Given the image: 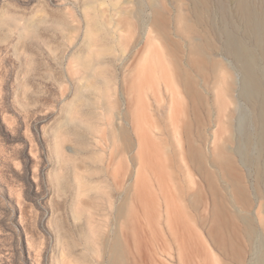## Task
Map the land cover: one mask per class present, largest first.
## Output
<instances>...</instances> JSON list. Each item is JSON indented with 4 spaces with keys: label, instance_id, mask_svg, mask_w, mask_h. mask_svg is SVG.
Instances as JSON below:
<instances>
[{
    "label": "rangeland",
    "instance_id": "rangeland-1",
    "mask_svg": "<svg viewBox=\"0 0 264 264\" xmlns=\"http://www.w3.org/2000/svg\"><path fill=\"white\" fill-rule=\"evenodd\" d=\"M236 1L210 0L201 26L189 0H0V264H108L116 235L124 264H252L241 220L264 232L254 195L264 106L244 98L243 74L222 52L226 25L252 47ZM179 14L217 48L216 69L190 64ZM89 22L99 24L94 41ZM99 61L97 71L84 66ZM257 67L264 85V61Z\"/></svg>",
    "mask_w": 264,
    "mask_h": 264
},
{
    "label": "bare ground",
    "instance_id": "bare-ground-1",
    "mask_svg": "<svg viewBox=\"0 0 264 264\" xmlns=\"http://www.w3.org/2000/svg\"><path fill=\"white\" fill-rule=\"evenodd\" d=\"M189 1L192 3V7H193L194 13H195L194 17H196L197 23L199 25L203 26L207 22V20H210V14L212 13L210 0H189ZM261 2H262V7L255 4L252 0H238V1H236V11H237L238 17H235V18H238L239 22L241 23L240 26H243V28L246 32V37L251 41L252 47L248 46L244 42L243 39H241L239 36H237L229 28V26L226 25L224 27V31H223V34H224L223 37H225V41L223 42L224 48H223L222 52L225 53V55L230 56L234 60L236 66L238 67L239 70H241V72L243 74V80H242L243 86L241 85L242 86L241 88H242V94H243L244 98L246 97L250 100H252V99L254 100L255 98H259L261 100V103H262L261 105L264 106V85L262 84V81H261V74H260L261 71H260V69H257L258 63L260 61H264V0H261ZM155 3H154L155 6L153 7L154 17L151 20V23L153 25L155 23L156 24L159 23V19L157 18V15L160 13V11H159L160 7H157L156 6L157 3L156 4ZM92 4H93V0H88V7H92ZM218 9L222 13L223 17L227 18L228 8L223 2L219 3ZM142 12H143L142 7H140V4H139L138 9L134 13L133 16L135 18H137V16H138V19H139V16L142 15ZM178 20L183 25V30L186 33H188L189 39L191 40L192 55L194 57H190V59H189L190 64L194 65L195 66L194 68H196L197 69L196 71H198L200 74L208 71L207 67L210 68L209 67L210 65H213L214 66L213 69H216L217 64H218L216 62V58H215L217 48L214 45H212L213 43L210 41L208 35L205 33H200L196 29V27L193 24H191L192 22H190L187 19V17L184 16L183 14H179ZM228 20H229V18H228ZM211 24H212V22H211ZM98 25H99L98 23L89 22L88 33H89V37H90L91 41H94L91 37V34L94 33V31L99 30ZM102 29L103 28L101 26L100 30L102 31ZM98 39H100V38H98ZM101 40H102V38H101ZM98 42H100V41H98ZM175 46H178V44H176ZM80 60L82 61V58H80ZM104 64H105V62L99 61L97 63H91V62L85 63L84 66L86 68H88V70L93 72V71H97L99 69V67H102ZM182 73L185 76V79L183 82L184 85L186 86L185 89L188 90V93L190 94L192 99H194L195 101L201 99L202 95H201L200 90L198 88V83L195 81V79L189 73H186L185 71H183ZM83 98H85V97H83ZM259 117H260V122L262 123L261 125L263 126V130L261 128L262 132H261V134L259 133V137L257 136L258 141L256 143H258V144L257 145H256V143L254 144V141H253L254 139H251V138L248 140V142H246L245 140L248 139L249 137L244 140L245 141L244 143H246V147H247V148H245V150H246L245 156H246V154L248 155L250 162L254 166L258 163L257 161L259 159V157L254 158L250 155V153L252 151H250V153H249V150L254 145H256V147L258 146L261 149L262 155L264 156V108H263V110H261ZM63 127L64 126H62V125L60 126L61 133H62V131H64ZM58 130H59V128H58ZM64 133L67 134L69 132L65 130ZM71 134L72 133L70 131V135ZM123 135H126V132L120 131L119 134H117V133L113 134V137H114V139H117V141H120V139H121V137H123ZM68 136L69 135H67V137ZM250 137H252V136L250 135ZM241 145H243V141H242ZM57 146H58V148L61 147V143H58ZM115 146H117L116 141H115ZM258 149L256 148V150H258ZM260 149H259V152H261ZM252 150H253V148H252ZM192 152L195 154H198L197 149L193 146H192ZM242 152H243V148H242ZM121 155H122V150L120 149V147L117 146L113 156H115L116 159L119 160V164L121 161ZM106 182H107V180H106ZM121 182H122V180H116V186H117L116 188L118 191L121 187ZM107 185L108 184H106V187H107ZM62 186H64V188H65L66 183L64 182L62 184ZM260 186L261 187L254 189V195L262 197L264 199V189H262V186H264V176L260 179ZM236 189H237L238 194L240 195L242 207H244V208L251 207L253 204H252V201H251L247 191L240 185L237 186ZM123 212H124V207L118 208V213L120 215ZM215 215H216V211H215ZM246 215H248V214L246 213ZM243 220L247 226V230H246V232L244 231V234L246 236L247 242H249L251 248H253L252 252H253L254 257H255L252 264H264V232L262 233L258 229V227L255 225V223H254V221L250 215L248 217L247 216L244 217L241 221H243ZM95 234H96V237H101L100 236L101 234H99V232L95 233ZM99 240H101V239H99ZM235 253H236V259L240 261V259L242 258L241 251L239 249H236ZM107 254L109 256L108 264H124V256H125L124 254L125 253L123 250V243H122V240H121L119 235L115 236V239H114L112 245L109 246ZM86 256H88V255H86Z\"/></svg>",
    "mask_w": 264,
    "mask_h": 264
}]
</instances>
